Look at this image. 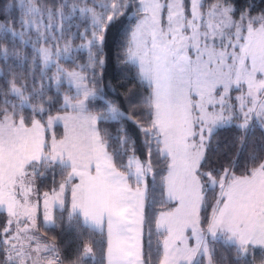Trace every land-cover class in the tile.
<instances>
[{
    "label": "snow or ice",
    "instance_id": "1",
    "mask_svg": "<svg viewBox=\"0 0 264 264\" xmlns=\"http://www.w3.org/2000/svg\"><path fill=\"white\" fill-rule=\"evenodd\" d=\"M18 4L19 31L0 10V53L9 56V36L23 40L34 29L39 60L56 66L58 87L64 78L76 92L53 114L42 88L15 75L0 88V264H221L217 243L235 252L233 264H255L257 252L264 264V147L242 165L209 154L220 129L236 128L242 149L256 128L264 133V12L237 10L230 0H79L71 8L90 21L81 45L88 63L69 71L58 58L70 42L47 46L48 30H63L68 5ZM133 8L122 59L135 65L148 94L127 110L107 103L93 111L97 74L85 73L103 67L108 28ZM11 55L19 56L15 46ZM109 120L138 128L145 159L123 125L115 137L102 132ZM46 178L51 185L42 191ZM157 178L162 210L149 214V181L155 190ZM41 217L46 229L59 220L101 239L66 258L39 234Z\"/></svg>",
    "mask_w": 264,
    "mask_h": 264
},
{
    "label": "trees",
    "instance_id": "2",
    "mask_svg": "<svg viewBox=\"0 0 264 264\" xmlns=\"http://www.w3.org/2000/svg\"><path fill=\"white\" fill-rule=\"evenodd\" d=\"M14 0H0V10L4 11L5 15H9L16 23V30L19 31V18L21 11L19 8L18 0H15L16 7L12 8L11 5ZM42 7H46L55 11L57 7L62 4L68 5L65 8L67 19L63 21V30L58 27H53L48 30L49 42L56 40L61 42H70L71 47L79 46L86 40L83 38L86 29L90 28V21L86 20L80 15L79 12H72L71 5L78 3L79 0H39ZM99 2V0H97ZM230 3L234 5L237 10L249 9L252 14H259L264 12V0H230ZM7 6V7H6ZM51 22L52 25H58L60 21L54 18ZM47 18L41 21V28L47 23ZM136 23L134 8L125 12V15L119 17L108 28L105 39L103 42V59L104 65L102 68L94 67L86 71V75L91 78L92 73L97 74L96 89L101 94L95 99L89 101V107L93 111H104L108 102H112L120 107L122 110L129 109V101L135 100L141 101L147 94V85L141 83L137 79V70L135 65L126 64L122 59L123 50L122 46L126 43L127 36L130 30ZM52 31L54 37H52ZM35 30H26V35L23 40L18 37H8L7 41H4L5 46L10 49L8 57H4L0 53V88H3L5 82L15 75L17 81H23L29 89L35 85L36 89H43L46 98H49L52 102V113L56 114L58 111H62L63 96L65 94L71 95L73 88L64 78H61L59 87L55 81L56 66L49 65L45 67L39 60L36 48ZM29 35V36H28ZM27 36V37H26ZM36 36V34H35ZM88 39H91L90 34ZM3 40V34L0 33V41ZM15 46L19 52V56L11 55V49ZM95 51V50H94ZM88 63V50L74 49L70 52L69 58L60 59V67L66 70L77 69V66H84ZM10 102H14L13 97H8ZM30 109L27 107L24 109V114L27 116ZM136 111H139L137 109ZM121 125L128 131L129 136L135 141L136 155L142 160L145 159V148L143 144L142 134L138 128L131 122L124 121H106L100 125L102 132H107L110 136H117ZM61 128L60 126L58 127ZM238 130L234 127H228L218 130L215 139L212 141L210 155L213 156L214 162L224 161V157L227 154L228 158L237 161L241 165L247 161V158L253 154H259L261 147H264V133L259 128H256L254 135L244 141V149H242L241 143L238 139ZM113 144V141H109ZM246 149V150H245ZM111 150V149H110ZM131 155V152L128 153ZM119 165V162H118ZM162 167V166H161ZM160 171V168H157ZM41 183L38 181V184ZM51 185V178H46L43 183L42 190H48ZM159 178H157L156 188L153 190V185L149 181V198L150 201H155L154 205L149 206L146 210L149 214L153 212L161 211V205L159 203ZM57 217L60 216L58 211L54 212ZM3 214L0 213V219ZM66 218V213H65ZM41 228V229H40ZM39 234H42V238L49 243L57 245L62 255L72 257L75 254V250L82 243L97 242L101 238L98 235L86 233L83 229L69 226L66 222L61 224L57 221L55 228H45L41 222L38 225ZM155 241V237H154ZM94 250L96 252V261L101 260L102 253L97 243H93ZM215 259L219 260L221 264H233L235 260V252L229 250L227 246L221 243L215 245ZM261 256L259 252L255 254V264H260Z\"/></svg>",
    "mask_w": 264,
    "mask_h": 264
},
{
    "label": "rangeland",
    "instance_id": "3",
    "mask_svg": "<svg viewBox=\"0 0 264 264\" xmlns=\"http://www.w3.org/2000/svg\"><path fill=\"white\" fill-rule=\"evenodd\" d=\"M46 17V16H45ZM42 22H43V20H42ZM52 22H54V21H52ZM48 23V22H47ZM46 23V24H47ZM52 37H54V34H53V31H52ZM29 36V35H28ZM33 37H36L35 36V34L34 35H32ZM27 37V36H26ZM58 42V44H59V46H60V48L62 49L63 48V45H64V43L65 42H61V41H58V40H56V38H55V41H53V42H50L47 46H49V47H52L53 48V50L55 51L56 49H55V44ZM86 42H83L81 45H83V44H85ZM81 45H79V46H74V47H71V49H70V51L68 52V53H63V52H61V55L59 56V58H58V63H59V65H60V59L61 58H69L70 57V52L72 51V50H74V49H85V48H82L81 47ZM40 45H37V47H39ZM71 71V70H70ZM66 81H67V79H65ZM67 83L69 84V82L67 81ZM72 86V85H71ZM91 86V85H90ZM72 88H73V92H72V94L71 95H75V92H76V89H75V87L74 86H72ZM97 90V89H96ZM101 94L97 91V97L98 96H100ZM96 97V98H97ZM108 103H112V102H108ZM114 104V103H113ZM116 105V104H115ZM68 111L70 112L71 111V109H68ZM61 127L60 129L58 128V127ZM54 131L56 132V135H57V137H59V136H61L62 135V133H63V125H62V123L61 124H57L55 127H54ZM140 158V157H139ZM141 159V158H140ZM142 160V159H141ZM42 191H47V190H42ZM43 223V220H42V217L41 218H39L38 219V221H37V227H38V225L40 224V223ZM41 229V228H40ZM41 236H43L42 234H40ZM44 239V238H43Z\"/></svg>",
    "mask_w": 264,
    "mask_h": 264
}]
</instances>
